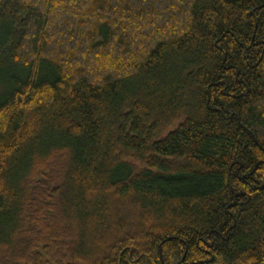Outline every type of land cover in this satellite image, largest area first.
Returning a JSON list of instances; mask_svg holds the SVG:
<instances>
[{
    "label": "trees",
    "instance_id": "16d2710c",
    "mask_svg": "<svg viewBox=\"0 0 264 264\" xmlns=\"http://www.w3.org/2000/svg\"><path fill=\"white\" fill-rule=\"evenodd\" d=\"M0 264H264V0H0Z\"/></svg>",
    "mask_w": 264,
    "mask_h": 264
}]
</instances>
